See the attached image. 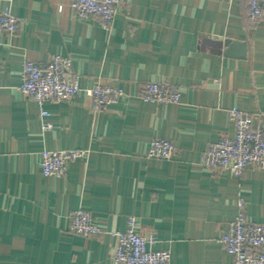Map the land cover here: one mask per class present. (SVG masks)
<instances>
[{"label":"crops","instance_id":"0c3cea01","mask_svg":"<svg viewBox=\"0 0 264 264\" xmlns=\"http://www.w3.org/2000/svg\"><path fill=\"white\" fill-rule=\"evenodd\" d=\"M72 1L0 0L22 20L0 47V264H113L115 234L131 218L171 264H235L219 240L240 198L248 220L264 224V167L235 176L205 158L233 133L232 108L264 128V18L250 22V0H125L107 28ZM55 55L72 60L82 89L110 82L136 97L143 84L168 83L181 102L130 99L94 113L82 91L41 108L19 89L23 64ZM156 138L176 146L170 160L148 158ZM70 149L88 155L65 177L45 176L41 153ZM80 208L98 237L69 231Z\"/></svg>","mask_w":264,"mask_h":264},{"label":"built area","instance_id":"2783aa9c","mask_svg":"<svg viewBox=\"0 0 264 264\" xmlns=\"http://www.w3.org/2000/svg\"><path fill=\"white\" fill-rule=\"evenodd\" d=\"M125 0H73L71 7L82 19H97L105 27L115 20ZM61 9V8H60ZM248 18L258 24L264 18V0H250ZM22 20L10 10L0 11V47L5 36H15ZM81 77L73 71L72 60L61 55L52 56L46 62L26 61L23 64L19 89L41 108L46 103H70L82 91L90 100L94 113L104 111L113 104L138 99L152 104H180L181 90L168 83L150 82L140 86L139 94L132 97L121 86L110 82H98L93 87L82 89ZM43 116L49 113L42 111ZM264 120V114H259ZM233 133L224 135L207 150L206 166L220 172L242 176L248 169L264 167V128L253 127V115L237 107L230 110ZM45 124V128H51ZM177 152L176 146L167 139L152 140L148 158L170 160ZM88 155V150L70 149L43 151L41 168L47 177H65L68 165ZM239 212L219 242L234 258L235 264H264V224L252 223L246 214V202L239 199ZM69 231L85 237H98L102 230L95 217L86 209L76 210ZM117 247L111 255L113 264H171L170 250H155V235L145 236L139 232L135 218L129 220L125 232H117Z\"/></svg>","mask_w":264,"mask_h":264},{"label":"water","instance_id":"95a60500","mask_svg":"<svg viewBox=\"0 0 264 264\" xmlns=\"http://www.w3.org/2000/svg\"><path fill=\"white\" fill-rule=\"evenodd\" d=\"M242 46L245 47V45H242ZM242 46H241V47H242ZM229 47H230V51L233 52V51H235V49H236L238 46L235 45V44H231ZM230 53H231V52H230Z\"/></svg>","mask_w":264,"mask_h":264}]
</instances>
